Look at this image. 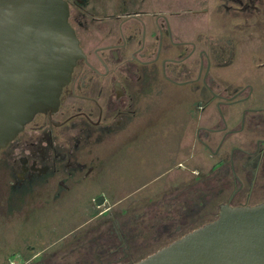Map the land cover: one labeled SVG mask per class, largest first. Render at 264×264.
Returning <instances> with one entry per match:
<instances>
[{
	"label": "flooded vegetation",
	"instance_id": "1",
	"mask_svg": "<svg viewBox=\"0 0 264 264\" xmlns=\"http://www.w3.org/2000/svg\"><path fill=\"white\" fill-rule=\"evenodd\" d=\"M63 1L81 56L58 108L37 114L0 150V168L9 190L48 191L58 202L98 184L109 168L103 156L109 149L119 147L129 157L141 154L143 174L138 176H145V182L122 190L133 197L161 184L154 182H164L163 189H156H162L160 198L153 202L162 217L152 215L151 199L137 213L122 212L105 229L102 223L94 227L75 249L78 255L97 257L96 264H115L120 249L130 248L129 240L133 244L153 221H162L163 233L171 238L182 234L173 242L198 229L184 232L188 216L183 211L199 198V183L220 184L227 192L233 188L211 222L219 218L222 206L264 203V198L258 199L261 192L253 190L259 175L264 177V108L252 103L253 87L243 96L247 87L231 86L223 73L235 60L236 43L226 33L216 39L213 19L222 17L225 30L230 17L247 20L264 15V0ZM203 17L210 20L200 24ZM183 88L196 96L193 105L184 106ZM199 114L209 118L206 126L197 127ZM247 114L253 115L251 121L263 135L253 151L243 145L245 139H231L245 132L251 122ZM192 126L197 127L194 142L207 154L206 175L204 167L188 166L198 159V145H191L185 162L179 160L186 144L184 128ZM166 139H173L169 153H163ZM159 147L163 163L157 164L150 154ZM183 169L193 176L189 184L182 183ZM112 191L105 190L93 201L109 202ZM109 210L94 217L113 215ZM40 264L46 263L41 259Z\"/></svg>",
	"mask_w": 264,
	"mask_h": 264
},
{
	"label": "rangeland",
	"instance_id": "2",
	"mask_svg": "<svg viewBox=\"0 0 264 264\" xmlns=\"http://www.w3.org/2000/svg\"><path fill=\"white\" fill-rule=\"evenodd\" d=\"M206 19L210 20V17L201 18L200 24L202 21V24H205ZM213 19L216 39L226 33V36L236 43V46L234 45L235 60L231 66L224 69L223 73L228 75L231 86L247 87L243 96L249 94V86L253 87L252 103L264 108V15L249 17L247 20L241 17H230L228 18L230 19L229 27L225 30L220 25L222 17L215 16ZM182 91L184 106L193 105L196 96L190 94L188 89L183 88ZM247 106L250 107L251 104L249 103ZM207 118L206 114H199L197 127L206 126L205 120ZM251 118L253 119V115L247 114V120L251 121ZM197 127L184 128L183 143L187 145L184 144L179 160L185 162V159L189 157L191 145H198V159L195 162L190 160L188 166L194 169L195 166L193 167L192 163H195L200 168L204 167L202 170L203 174L206 175L209 163L207 162V154L200 144L194 142ZM260 132L261 128L255 127V123L251 121L244 133L234 135L231 139L236 141L245 139V142H242L243 145L245 144L248 150L253 151L257 139L263 137ZM214 136L215 139L220 137L218 134ZM171 141L173 139H166L167 145L165 144L163 148V151L166 150L165 152L161 151L160 147L158 149L161 152L154 149L150 154V160H156L157 164L162 161V152L169 153L172 151L169 149ZM111 150L109 149L103 155L109 168L104 170L94 188L65 196L58 202L53 197L48 196V191H38L37 194H29L28 192L15 194L11 192L4 183L5 172L0 168V264H40L41 259L46 264H92V261H95L96 264L97 257H89L83 252L82 255H78L79 253L75 249L94 227L102 223L101 227L105 229L113 219L122 215V212H125L126 215L137 213V210L144 206V203L145 205L149 203L151 199L153 200L150 202V209L154 210L152 215L156 214L157 220L162 217L157 205L155 206L153 202L160 198L164 182H154L161 184L155 189L149 187L135 193L133 197H128L131 192L122 190L126 185L140 181L145 182L146 180L145 176H138V174H143L142 163L144 158L140 159L141 154L129 157L119 147L115 151L112 150L114 152ZM105 165L107 164L105 163ZM149 171L152 172L153 170L150 169ZM146 172L148 171L144 169V174L147 175ZM182 173V183L189 184L193 176L185 169L182 170ZM258 178L259 180L253 190L254 193L261 192L258 194V199H263L264 177L261 178L259 175ZM206 185L205 182L204 184L199 183V198H196L195 202H191L185 211L182 209L188 216L184 232L211 222L214 215L218 213L219 204L223 198L226 200L233 191V188L228 192L224 191L222 186L216 183H212L209 187ZM159 187L162 189L156 190ZM109 189L113 190L110 193L113 196L110 197L109 202L99 207L93 198L105 190L109 192ZM245 190H247V186ZM218 192H221V195L226 194V196H218ZM168 193L169 195L172 194ZM109 207V212L113 215L108 217L105 213L103 216L94 217L108 210ZM163 224L162 221H153L148 225L143 235L136 237L133 244L129 240L130 248L120 249L118 255L114 257L115 264L139 262L182 235L178 234L172 238L168 234L165 235L162 230ZM36 254L39 255L37 258H35Z\"/></svg>",
	"mask_w": 264,
	"mask_h": 264
},
{
	"label": "water",
	"instance_id": "3",
	"mask_svg": "<svg viewBox=\"0 0 264 264\" xmlns=\"http://www.w3.org/2000/svg\"><path fill=\"white\" fill-rule=\"evenodd\" d=\"M68 14L63 0H0V150L58 108L81 56ZM134 264H264V203L222 206L217 220Z\"/></svg>",
	"mask_w": 264,
	"mask_h": 264
},
{
	"label": "crops",
	"instance_id": "4",
	"mask_svg": "<svg viewBox=\"0 0 264 264\" xmlns=\"http://www.w3.org/2000/svg\"><path fill=\"white\" fill-rule=\"evenodd\" d=\"M30 260V259H29Z\"/></svg>",
	"mask_w": 264,
	"mask_h": 264
}]
</instances>
